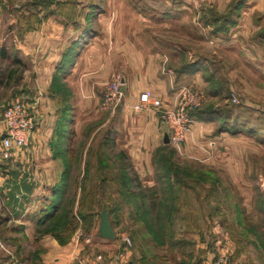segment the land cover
Masks as SVG:
<instances>
[{"label": "crops", "instance_id": "crops-1", "mask_svg": "<svg viewBox=\"0 0 264 264\" xmlns=\"http://www.w3.org/2000/svg\"><path fill=\"white\" fill-rule=\"evenodd\" d=\"M32 1L0 0V67L8 61L11 65L6 80L0 79V264H80L81 261L90 264L97 254L104 256L105 263L117 264L120 247L99 238L92 246L84 245L81 239L75 238L80 229L62 244L45 231L49 221H41L42 212L51 203L56 187L64 178L71 177L72 171L65 176V164L73 160L68 154L69 149L75 143L76 147L80 146L73 138L84 133L86 115L100 117L99 121L95 120L91 137L102 132L98 147L108 151V154H94L92 158L95 165L100 162L105 168L104 173H108L101 174L102 177H112L116 182L117 157L111 156L110 152L115 153L118 149L135 167L137 179L152 178L155 153L165 146V130L152 110L135 111L133 106L145 90L151 91L164 105H171L176 95L171 92L176 87L177 71L163 68L167 58L158 50L151 52L147 47L138 48L122 38L121 24L110 19L132 16L130 11L110 13L109 22L101 29L104 14H95L89 5H82L81 0H59L73 9L69 6L47 12L27 10V4ZM174 1L173 16L184 14L183 5L194 4L197 5L195 12L204 19L209 10L222 14L240 0ZM241 1L236 24L216 36L233 33L241 37L238 42H243L246 36L254 34L257 41V35L264 29V0ZM203 27L212 30L210 23ZM259 47L264 53V45L259 43ZM117 72L123 81L125 98L116 112L103 116L99 107L102 85ZM201 77L200 73L192 76L195 83H200ZM14 100H20L28 108L36 124L27 145L15 148L5 159L1 156L2 118L4 109ZM197 130L198 127L193 126L184 141L186 151H189V142ZM106 135H109L107 149L103 146ZM90 145L91 141L86 144L87 149ZM86 150L80 158L75 155L78 180L83 176ZM79 192L78 189L77 195ZM89 214L96 233L88 234L97 236L100 215L93 210ZM75 218L76 224L85 225ZM85 232L82 230L81 233L86 235ZM223 236L222 239L217 236L216 250L218 254L226 253L231 264H264L262 253L250 257L246 250L237 248ZM124 259L125 264L147 262L145 256L132 260L131 253Z\"/></svg>", "mask_w": 264, "mask_h": 264}, {"label": "rangeland", "instance_id": "rangeland-1", "mask_svg": "<svg viewBox=\"0 0 264 264\" xmlns=\"http://www.w3.org/2000/svg\"><path fill=\"white\" fill-rule=\"evenodd\" d=\"M36 1L38 4L41 2ZM81 2L85 7L89 5L95 14H104L100 21L101 29L110 19V13L124 14L130 11L132 16L122 15L121 18H112L110 21L121 24L118 32L120 30L124 40H130L138 48L147 47L151 52L158 50L162 57L165 56L167 60L164 61V69L177 70L181 65L194 62L201 66L196 72L202 76L200 83H195L194 78L183 79L188 80L184 82L178 80L177 76L174 81L176 87L192 88L203 97L199 109L190 113L193 122L184 141L193 126H197L198 130L189 142V151L183 146L186 141L178 146L165 145L155 153L154 161L156 159L158 165L153 162L152 178L139 180L134 176L135 167L119 158L118 149L115 153L111 150L110 155L117 157L116 182L111 177L102 185L99 180L85 183V191L90 192L86 194L87 199L97 203L92 209L94 213L99 214L101 209L106 213L110 212L109 221L116 233V239L110 244L119 248L122 238L128 237L131 240L129 253L132 260L133 257L138 260L145 256V264H211L219 255L215 245L216 238L218 236L222 239V235L234 245L230 236L235 240L246 237L257 246L260 245L264 242V212L259 211L260 206H264V53L254 39V34L246 36L243 42H238L241 37L238 38L233 33L212 35L208 28L203 27L205 20L195 12L197 5L192 4L193 8L183 5L184 14L173 16L171 5L175 3L174 0ZM46 3H51L47 10H58L62 5L59 0ZM163 11L170 13L164 16L161 14ZM10 66L8 61L0 67L1 81L6 80ZM116 75L121 76L119 72ZM176 87L171 93L178 92L180 88ZM236 105H241L242 109H231ZM101 112L103 116L109 114ZM200 114L212 116L213 121H200L197 118ZM90 117L85 116L84 133L79 137L71 136L76 137L73 139L78 140L80 145L76 147L75 143L69 149L68 154L74 160L78 151L87 149L89 141L93 155L108 154V151L99 150L98 147L102 141V132L95 138L91 137L95 120L99 121L100 117ZM235 121L241 124L238 129L232 126ZM223 122L228 125L226 130H221ZM71 166L65 202L70 198L75 201L80 196V192L77 195L78 164L74 161ZM103 169L99 171L100 177L101 174H108ZM181 170L188 178L180 174L179 178L183 177L180 182L182 186L192 189L189 192L178 191L175 178L166 182L165 178L158 179L156 175L163 172L175 174ZM167 191H170L171 198L177 197V204L181 201L189 202V206H194L197 212L189 214L187 224L190 227L186 228L189 230L187 234L173 238L170 241L172 243L167 241L165 246H158L147 227L159 222L157 215L160 209H154L153 205L162 204ZM251 226L258 228L255 235L246 233ZM76 229L81 232L85 230L86 236H91L88 233H96L90 220L81 226L77 223ZM81 232L78 234H82ZM98 238V235L91 236L92 244ZM175 243L178 244L174 245ZM220 246L223 247L222 242ZM220 254L228 256L226 253Z\"/></svg>", "mask_w": 264, "mask_h": 264}, {"label": "trees", "instance_id": "trees-1", "mask_svg": "<svg viewBox=\"0 0 264 264\" xmlns=\"http://www.w3.org/2000/svg\"><path fill=\"white\" fill-rule=\"evenodd\" d=\"M47 1H41L39 4L36 0L32 1V3L27 4L26 9L27 10H33V11H48L47 7L50 6L51 3L47 4ZM70 5L68 3L62 4L61 8L64 9V7L68 8ZM71 8L73 6H70ZM242 7V1H237L234 3L230 8H228L224 13L219 14L214 11H208L207 16L204 17L205 23H210L212 26L211 34L216 35L221 32H227L232 26L236 24V18L238 17V12ZM58 9V10H61ZM172 9V5H171ZM165 15L169 14L170 12H164ZM257 42L260 43L261 45H264V29H262L259 34L257 35ZM68 56L70 55V52L67 54ZM201 66H199L197 63H189L187 65H181L176 71H177V79L178 80H183V79H191L194 73H196L198 70H200ZM189 77V78H188ZM184 82H188V80H183ZM176 88H180L176 87ZM216 96V94H213ZM231 109L239 110L242 109L241 105H236L233 106ZM212 115V114H211ZM197 118L200 121H213L212 116H206L203 114H200L197 116ZM226 122H223V127L221 130H226L228 125ZM232 126L234 129H238L239 126H241L240 123L238 122H233ZM233 129V128H232ZM229 130V129H227ZM109 141V135H106L103 141V146L107 144ZM92 145L88 148L86 152V159L84 163V168H83V176L78 180L77 178V189L80 190V196L77 200V210L74 213V208L76 205V200L73 201V199L70 198L68 202H65V198L67 195V188H68V183L67 180L69 178H64L59 185V187H56V190L54 192L53 198L49 206L47 207L46 211L42 212V219L41 221L47 219L49 221V224L46 226L45 231L47 233H51L60 243H66L70 237L75 233L76 231V218L82 222V224H86L88 220H90L91 216L89 213L92 212V209L96 206V202L90 199H87L86 194L90 192L85 191V183L88 182H94L96 180H99V184H104L108 177H100L99 170L103 169L102 164L99 162L96 164L95 168V163H93L91 149ZM106 148V147H105ZM107 149V148H106ZM79 155L78 157L80 158V154L82 151H78ZM119 158L122 160H126L125 156L123 153L119 152ZM78 159L76 158L75 160L73 159L72 161L69 160L66 162V167H67V172L65 176L67 177L70 175V171L72 169V163L75 161L76 164H78ZM80 160V159H79ZM157 165L158 163L156 162V159L154 161ZM78 167V166H77ZM117 171V169H116ZM176 172V171H175ZM161 173V172H160ZM182 174L186 178H188L187 174H184V171H178L175 174L172 172H163V174L157 173V178H165L166 182H169L170 179L175 178V182L178 186V191L184 192H189L192 189L189 187H184L182 186L180 179L183 180V177L179 178V175ZM126 177V174L124 175ZM191 176H195L194 174ZM124 177V178H125ZM193 178V177H192ZM128 180V179H127ZM169 180V181H168ZM130 181V180H129ZM101 187V186H100ZM122 193V191H119ZM74 196H76V193H73ZM171 193L170 191L166 192V198L163 201L162 204H156L153 205L154 209H160L158 210V215L157 219L159 222L157 223H152L150 226L147 227V230L149 234H151V237L153 238L154 242L158 246H165L167 244L166 242L172 241L173 238H176L178 236H181L185 232L187 233L186 228L188 226L190 227L188 223V218L190 213H194L195 211L197 212L196 208L193 206L192 208L189 206V202L186 203L185 201H181L178 204L175 202L177 200V197L171 198ZM176 203V205H175ZM259 211L264 212V206H260ZM104 209H101L103 211ZM100 212L98 215H100ZM115 212V211H114ZM76 214V216H75ZM108 216L110 215V212L107 211ZM195 223V222H194ZM113 228V227H112ZM258 229L257 227L251 226L249 229L246 231L247 234H254L255 231ZM235 242V245L239 249H244L248 252V255L250 257H255L258 252L262 253L264 255V242L262 241L260 245L257 246V244L252 243L249 241L246 237H242V239H234L233 237L230 236ZM172 243V242H170ZM178 243H175L174 245H177ZM262 249H261V247ZM189 259V258H188ZM191 259V257H190ZM189 263V262H188ZM187 263V264H188ZM180 264H186V262H181ZM193 264V263H192Z\"/></svg>", "mask_w": 264, "mask_h": 264}, {"label": "built area", "instance_id": "built-area-1", "mask_svg": "<svg viewBox=\"0 0 264 264\" xmlns=\"http://www.w3.org/2000/svg\"><path fill=\"white\" fill-rule=\"evenodd\" d=\"M124 98L125 92L121 76L112 75L102 85L100 110L114 113L123 104ZM202 98L198 91L189 87H181L176 93L173 103L166 106L151 91L145 90L139 94L133 110H152L158 116L165 134L168 136V145L178 146L184 141L190 124L193 122L190 113L199 109ZM2 121L4 131L1 137V156L8 159L15 148H23L27 145L29 135L36 122L34 115L20 100H14L4 109ZM75 238L76 240L81 239L84 245L92 246L91 236L76 234ZM121 246V256L118 257L117 264H125L124 256L129 253L131 240L128 237L122 238ZM80 264L87 263L81 261ZM90 264L107 263H105L102 254H97ZM109 264H112L111 261ZM211 264H229L228 256L219 254Z\"/></svg>", "mask_w": 264, "mask_h": 264}, {"label": "water", "instance_id": "water-1", "mask_svg": "<svg viewBox=\"0 0 264 264\" xmlns=\"http://www.w3.org/2000/svg\"><path fill=\"white\" fill-rule=\"evenodd\" d=\"M163 143L165 145H168L169 143L167 134H164L163 136ZM97 235L100 239L105 241H114L116 239V234L111 226L108 214L104 211L101 212L99 217Z\"/></svg>", "mask_w": 264, "mask_h": 264}]
</instances>
